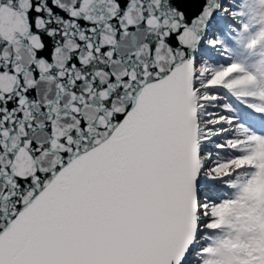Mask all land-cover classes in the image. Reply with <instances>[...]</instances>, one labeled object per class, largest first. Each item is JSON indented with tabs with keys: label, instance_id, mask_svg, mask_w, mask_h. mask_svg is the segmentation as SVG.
<instances>
[{
	"label": "snow or ice",
	"instance_id": "obj_1",
	"mask_svg": "<svg viewBox=\"0 0 264 264\" xmlns=\"http://www.w3.org/2000/svg\"><path fill=\"white\" fill-rule=\"evenodd\" d=\"M0 264H264V0H0Z\"/></svg>",
	"mask_w": 264,
	"mask_h": 264
}]
</instances>
